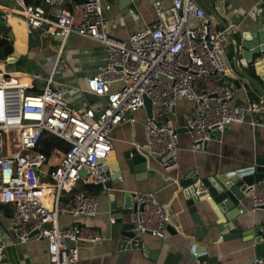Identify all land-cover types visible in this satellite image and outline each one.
Instances as JSON below:
<instances>
[{"label": "built area", "instance_id": "obj_1", "mask_svg": "<svg viewBox=\"0 0 264 264\" xmlns=\"http://www.w3.org/2000/svg\"><path fill=\"white\" fill-rule=\"evenodd\" d=\"M10 1L0 10L19 16L27 33L41 28L47 35H58L61 43L75 33L94 39L105 51L103 63L85 79L86 90L103 97L96 110L82 106L79 112L68 103L63 88H79L52 79V73L67 68L56 60L42 87L32 92L16 75L0 71V209L14 243L45 239L48 264L74 262L78 241L99 240L97 230L80 220L94 216L93 194L104 190L98 159L112 149L111 127L124 119L132 122L133 113L143 111V96L149 101V115L143 120L145 151L161 169L175 163L178 133L168 113L178 99L189 102L180 127L191 151L203 149L210 133L220 134L228 123L242 121L244 113H264V96L254 91L243 103L229 104L232 88L223 80L231 70L224 55L228 26H215L212 13L197 0H168L167 5L151 0L154 20L126 39L104 29L107 0ZM257 2L264 6V0ZM44 134L56 136L66 148L53 147L48 155L41 152L38 144ZM78 180L92 185L93 194L73 190ZM194 190H203L198 180ZM250 194V209L264 205L263 183L253 186ZM133 199L130 221L135 238L145 232L163 237L169 218L164 204L147 191H133ZM61 213L72 221L60 223ZM4 245L0 228V260ZM253 263L263 262L255 258Z\"/></svg>", "mask_w": 264, "mask_h": 264}, {"label": "crops", "instance_id": "obj_2", "mask_svg": "<svg viewBox=\"0 0 264 264\" xmlns=\"http://www.w3.org/2000/svg\"><path fill=\"white\" fill-rule=\"evenodd\" d=\"M107 1L110 8L103 12L104 29L108 35L115 38L126 39L130 33L154 20L151 0ZM162 1L165 5L168 4V0ZM206 1L214 3L213 6L228 25L241 21L242 25L250 26L252 22H257L259 26L264 27V6L257 0ZM11 3L10 0H6L0 2V5L9 6ZM0 19L3 22L0 33L10 30L12 34L11 52L2 58L4 61L0 59V71L16 75L21 82L27 84L26 90L32 92L42 87L44 78L56 60V64H64L67 68L52 73V79L79 88L72 90L64 87L62 90L63 96L72 107L81 112L79 109L82 106L96 110L102 105L103 97L88 92L86 83L84 85L86 76L94 74L96 68L103 63L105 51L99 42L70 33L61 43L59 37L47 35L41 28H33L27 33L22 19L12 13L0 10ZM215 26L221 27L216 18ZM224 55L232 71V45L227 38L224 43ZM34 74L38 77H34ZM223 80L225 82V79ZM239 80L243 83V88L235 90L230 85L233 93L229 104L243 103L247 96L253 94L251 91L257 93L242 79ZM246 91H249L248 95ZM188 105V101L178 99L169 115L177 128L178 142L175 163L166 169H161L155 159L143 149L144 113L141 109L133 113L134 121L124 119L109 130L112 144L110 152L117 156L124 149L132 147L129 142L133 141L139 145L136 150L147 158L143 171L128 172L121 163L120 179L115 185L125 191L155 193L164 206L170 207L168 214L175 217L170 223L173 230H166L163 237L146 233L138 236L137 238L142 239L140 248L116 249L119 223L110 222L108 194L105 191L93 194L92 185L78 180L73 190L93 194L96 201L94 216L80 220L96 229L100 238L94 242L78 241L76 243L78 259L68 264H163L168 251L179 253L175 264H197L190 256L191 247L197 253L198 249H203L202 252H206L207 256H214L215 264H253L255 257L251 241L244 240L242 233L263 220L264 207L250 209V192L240 199L241 210L230 220L232 227L240 234L223 239L215 226L209 225L218 220L215 218L217 209L215 207L209 209L207 206L209 219L202 220V225L197 228L195 221L184 209L176 181L191 170L198 176L222 172L248 165L257 155L264 156V113H244L242 121L228 123L220 134H215L207 140L203 149L191 151L189 137L180 127ZM50 161L53 162L54 158ZM113 165L114 160H109L108 169H112ZM64 196L65 194L63 198ZM203 196L208 200L206 194ZM4 215V209H0V228L5 233L0 264H48L45 239L28 238L20 244L14 243V235L5 228ZM58 219L60 223H66L72 221L73 217L61 213Z\"/></svg>", "mask_w": 264, "mask_h": 264}, {"label": "water", "instance_id": "obj_3", "mask_svg": "<svg viewBox=\"0 0 264 264\" xmlns=\"http://www.w3.org/2000/svg\"><path fill=\"white\" fill-rule=\"evenodd\" d=\"M60 0H55L59 2ZM74 3H80L84 0H72ZM199 4L219 21L221 27L228 26L226 38L232 45V71L230 70L223 79L225 85H232L235 90L243 88L242 79L247 85L253 88L258 94L264 96V27L252 22L250 26L242 25L241 21L227 24L223 17L213 6L214 3H208L206 0H197ZM263 6V3H260ZM3 22L0 19V26ZM59 37L58 35H56ZM12 34L10 30L0 33V59L7 57L11 52ZM238 56H240L238 58ZM8 59V58H7ZM239 77V79H238ZM249 91H246V95ZM143 113L149 115V101L143 96ZM170 113H168V116ZM216 133H210L214 137ZM146 145L143 147L145 149ZM112 153V154H111ZM109 160H114L112 169H108ZM147 158L134 147L124 149L116 156L109 152L106 158L98 159V168L102 170L105 177L103 181L104 190L108 194L109 214L113 218L112 222L119 223V230L116 232L115 248H133L141 247V238H135L131 230V211L135 208L133 191H125L119 188L115 183L118 182L117 175L122 171L121 163L128 172L143 171L146 167ZM113 163V162H112ZM199 181L203 190L195 192V181ZM263 183L264 185V156L257 155L248 165L233 168L222 172H215L198 176L195 171H188L185 176L176 181L180 199L183 200L184 209L189 217L195 221L196 227L202 225V220L209 219L207 206L209 209H217L215 218L218 219L214 225L219 236L231 237L238 235L232 227L230 220L236 217L241 210V202L244 196L251 193L253 186ZM206 194L208 200L203 196ZM169 211V206H164ZM259 207H264L260 205ZM219 213V214H218ZM175 217L169 215L166 230L172 231L170 223ZM205 229V227H204ZM34 231L28 233L31 236ZM149 234L148 232H145ZM200 238V236H199ZM244 240L251 241V249L255 258H261L264 264V218L261 222L251 226L242 233ZM144 248V247H142ZM191 247L190 256L197 264H215L214 256H207L203 249H198V253ZM179 253L168 251L163 260V264H175ZM259 264V263H253Z\"/></svg>", "mask_w": 264, "mask_h": 264}, {"label": "trees", "instance_id": "obj_4", "mask_svg": "<svg viewBox=\"0 0 264 264\" xmlns=\"http://www.w3.org/2000/svg\"><path fill=\"white\" fill-rule=\"evenodd\" d=\"M38 1L39 0H25L27 3H37ZM66 146L67 143L62 142L56 136L44 134L39 141L38 150L48 155L53 147H56L59 151H62L66 148Z\"/></svg>", "mask_w": 264, "mask_h": 264}, {"label": "rangeland", "instance_id": "obj_5", "mask_svg": "<svg viewBox=\"0 0 264 264\" xmlns=\"http://www.w3.org/2000/svg\"><path fill=\"white\" fill-rule=\"evenodd\" d=\"M2 1H6V0H0V2H2ZM1 61H4V59H1ZM4 71V70H3ZM6 71V70H5ZM84 85H85V82H84ZM86 86V85H85ZM141 111V110H140ZM44 181H47V179H43Z\"/></svg>", "mask_w": 264, "mask_h": 264}]
</instances>
